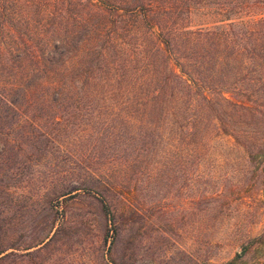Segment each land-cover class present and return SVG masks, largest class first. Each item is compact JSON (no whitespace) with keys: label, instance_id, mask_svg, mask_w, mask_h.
I'll return each instance as SVG.
<instances>
[{"label":"rangeland","instance_id":"1","mask_svg":"<svg viewBox=\"0 0 264 264\" xmlns=\"http://www.w3.org/2000/svg\"><path fill=\"white\" fill-rule=\"evenodd\" d=\"M2 1V264H264V157L250 161L257 151L226 134L177 151L137 131L138 110L121 102L130 82L121 74L134 84L133 67L120 64L126 57L106 35L78 47L92 0ZM56 9L69 15L61 27L72 45L67 62L51 65L43 55ZM58 78L56 87L74 94L54 103Z\"/></svg>","mask_w":264,"mask_h":264},{"label":"trees","instance_id":"2","mask_svg":"<svg viewBox=\"0 0 264 264\" xmlns=\"http://www.w3.org/2000/svg\"><path fill=\"white\" fill-rule=\"evenodd\" d=\"M90 7L91 25L78 47L83 52L88 42L96 44L106 35V46H117L120 57H126L120 64L133 67L134 84L131 75L121 74L130 81L121 102L128 103L131 114L138 110L135 119L131 116L137 131L158 133L177 151L201 149L226 134L247 151H257L249 153L250 161L263 162L264 0H92ZM50 14L60 20V28L53 29L43 59L54 65L67 62L72 41L68 27H61L69 15L59 9ZM194 15L213 21L193 28L185 20ZM8 17L18 21L15 13ZM211 22L220 25L209 26ZM103 50L106 55L107 47ZM53 84L54 103L74 94L56 87H63L62 78ZM3 253L0 249V264L8 256Z\"/></svg>","mask_w":264,"mask_h":264}]
</instances>
